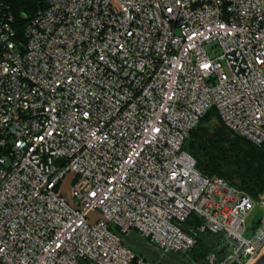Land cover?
<instances>
[{
    "label": "built area",
    "instance_id": "2783aa9c",
    "mask_svg": "<svg viewBox=\"0 0 264 264\" xmlns=\"http://www.w3.org/2000/svg\"><path fill=\"white\" fill-rule=\"evenodd\" d=\"M12 22L0 2V264H169L204 234L190 264L264 254V193L183 150L211 110L264 143V0H46L22 39Z\"/></svg>",
    "mask_w": 264,
    "mask_h": 264
},
{
    "label": "trees",
    "instance_id": "16d2710c",
    "mask_svg": "<svg viewBox=\"0 0 264 264\" xmlns=\"http://www.w3.org/2000/svg\"><path fill=\"white\" fill-rule=\"evenodd\" d=\"M0 2L5 4L12 14V28L18 39L23 38L24 29L30 19L46 7V0H0ZM211 118L218 120L214 110L209 111L200 120L190 137L194 136L201 123L209 122ZM206 134L207 130L199 139L190 140L189 145H186L189 137L183 145V150L195 159L197 171L205 176L215 175L222 178L230 186L246 193L252 199H257L260 194H263L264 143L257 147L238 136L230 140L224 134H220L219 130H214L207 137ZM203 137L206 138L202 141ZM195 144H197L196 147ZM198 223L199 220L193 214L186 221L187 226H192L191 224L196 226ZM211 238L209 234L197 237L195 246L188 250L191 255L185 252L174 256L188 255L187 262L183 258H178L177 261H170L169 264H190L193 261H199L203 255L214 249L210 243Z\"/></svg>",
    "mask_w": 264,
    "mask_h": 264
},
{
    "label": "rangeland",
    "instance_id": "374dc122",
    "mask_svg": "<svg viewBox=\"0 0 264 264\" xmlns=\"http://www.w3.org/2000/svg\"><path fill=\"white\" fill-rule=\"evenodd\" d=\"M217 54V52H216ZM205 130H207V134L206 137L209 136L210 134L213 133L214 130H219L220 134H224L225 136H227L230 140L234 139L235 137L230 135L222 126L219 122H217L215 120V118H211V120L209 122H204L201 123L199 125V127L197 128V130L194 133V136H191L190 139L188 140V142L186 143V145H189L188 143L190 142V140H195V138L199 139L200 136L205 132ZM203 137L202 141L206 138ZM197 146V144H195V147ZM186 147V146H185ZM186 149V148H185ZM262 216V214L260 213V211L255 210L251 217L248 219L247 221V226H248V230H255L258 227V221L259 218ZM192 226H194V224H191ZM125 242L127 244V246H130L133 250V252L137 255V256H141L146 258L149 262H152L153 260L157 259V255L153 254L146 242L140 238H138V236L135 233H129L128 235L124 236ZM189 252V251H188ZM186 252V254L191 255V253ZM187 255V256H188ZM187 256H183V257H172L170 258V261H177L178 258H183V260L185 261L186 259H188Z\"/></svg>",
    "mask_w": 264,
    "mask_h": 264
},
{
    "label": "water",
    "instance_id": "95a60500",
    "mask_svg": "<svg viewBox=\"0 0 264 264\" xmlns=\"http://www.w3.org/2000/svg\"><path fill=\"white\" fill-rule=\"evenodd\" d=\"M25 19V17H23ZM253 264H264V254L260 256Z\"/></svg>",
    "mask_w": 264,
    "mask_h": 264
}]
</instances>
